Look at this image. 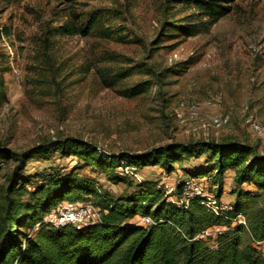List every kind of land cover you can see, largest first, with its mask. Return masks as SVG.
Instances as JSON below:
<instances>
[{
    "label": "rangeland",
    "instance_id": "obj_1",
    "mask_svg": "<svg viewBox=\"0 0 264 264\" xmlns=\"http://www.w3.org/2000/svg\"><path fill=\"white\" fill-rule=\"evenodd\" d=\"M221 1L229 12L213 23L198 7L202 0H0V147L10 158L0 165V204L5 175L18 165L12 152L66 140L109 157L149 154L171 144L233 141L264 158V0ZM92 18L98 23L87 29ZM66 22L88 33H67ZM188 26L194 35L181 30ZM138 85L144 91L129 97ZM181 103L196 104L198 117L179 116ZM246 115L262 133L244 125ZM219 116H228V124L212 127L211 119ZM70 154L31 158L19 182L31 190L40 176L74 173L114 196L134 192L137 178L111 181L110 174L120 169H99ZM207 158L206 153L199 160L184 156L171 173L159 165L135 173L162 190L164 185L176 189ZM157 171L163 179L155 180ZM209 172L199 180L215 197L214 169ZM233 175H224L218 201L227 209L238 188ZM242 188L256 192L252 185ZM256 208L264 210V195ZM244 220L238 217L233 224ZM224 230L212 228L205 236L213 239ZM243 242L250 237L243 234ZM253 245L264 257V242Z\"/></svg>",
    "mask_w": 264,
    "mask_h": 264
},
{
    "label": "trees",
    "instance_id": "obj_2",
    "mask_svg": "<svg viewBox=\"0 0 264 264\" xmlns=\"http://www.w3.org/2000/svg\"><path fill=\"white\" fill-rule=\"evenodd\" d=\"M222 3L202 0L198 7L216 23L229 12ZM97 23L98 19L92 18L87 29ZM187 28L181 30L189 36L195 34L186 31ZM63 29L67 33L73 30L88 33L67 22ZM121 78L122 74L111 78L110 84ZM143 87L138 85L127 95L142 93ZM80 145L66 140L11 153L18 165L5 175L7 184L1 195L0 264H264V257L253 245L264 242V210L256 208L258 199L264 195V158L257 157L248 146L233 141H202L171 144L133 157L121 154L109 157L105 152L97 154L93 148ZM58 151H68L70 155L76 152L99 169L116 170L122 165L139 170L159 165L169 173L184 156L199 160L206 153L205 165L188 170L184 179L209 177V169H214L212 183L218 187L214 197L217 204L227 171L233 172L238 188L232 191L234 201L230 209L216 214L201 204L199 198L190 200L186 208L177 207L168 201L161 188L141 180L127 196H114L101 190L93 180L74 173L40 176V182L31 190L27 182H19V173L31 158L45 159L49 153ZM8 155L0 147V165L10 160ZM206 165L211 167L205 168ZM132 178L120 172L109 176L114 182L123 179L131 182ZM183 184L177 185L175 198L181 196ZM243 185H252L256 192L243 190ZM89 198L100 213L96 224L82 228L55 227L44 220L63 202L76 203ZM138 215L150 217L152 223L147 226L131 223ZM239 216L245 218V224L234 225ZM216 227L225 230L213 239L205 236L206 231ZM243 234L250 237L252 244L243 242Z\"/></svg>",
    "mask_w": 264,
    "mask_h": 264
},
{
    "label": "built area",
    "instance_id": "obj_3",
    "mask_svg": "<svg viewBox=\"0 0 264 264\" xmlns=\"http://www.w3.org/2000/svg\"><path fill=\"white\" fill-rule=\"evenodd\" d=\"M208 105H211L210 102ZM178 109L181 111L179 116L184 113L188 116L190 120H194L198 117V106L196 104H179ZM229 122L228 116H219L211 119L212 127L218 128L225 126ZM243 123L253 132L260 134L263 131L262 126L253 119L251 115H246L243 118ZM125 166L119 167L120 173L125 175H130L134 178H137V181H140L139 177L135 173L136 169L132 167ZM130 168V169H129ZM163 192L168 198V201L180 208H186L189 201L193 198H199L201 204L210 208L214 213L227 210L226 207L217 204L215 198L204 191L201 180L199 179H187L184 181L181 196L175 198L173 196L175 188L169 185L163 186ZM241 217V216H239ZM49 224H52L55 227L71 225L75 228H82L89 225L96 224L100 221V213L98 209L93 205L90 200H84L82 202H63L58 205L54 210H52L44 219ZM151 219L148 216H140L139 220L135 223L142 226L150 225ZM240 224H245L244 221H240Z\"/></svg>",
    "mask_w": 264,
    "mask_h": 264
},
{
    "label": "crops",
    "instance_id": "obj_4",
    "mask_svg": "<svg viewBox=\"0 0 264 264\" xmlns=\"http://www.w3.org/2000/svg\"><path fill=\"white\" fill-rule=\"evenodd\" d=\"M160 170H163V169H160ZM153 177H155V180H161V179H163V176L162 175L160 176V171H157L156 172V175L153 174ZM201 178L205 179V177H201ZM201 178H199V179H201Z\"/></svg>",
    "mask_w": 264,
    "mask_h": 264
}]
</instances>
